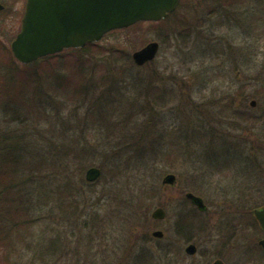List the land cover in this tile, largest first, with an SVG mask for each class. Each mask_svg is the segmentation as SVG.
I'll return each instance as SVG.
<instances>
[{"label": "rangeland", "instance_id": "rangeland-1", "mask_svg": "<svg viewBox=\"0 0 264 264\" xmlns=\"http://www.w3.org/2000/svg\"><path fill=\"white\" fill-rule=\"evenodd\" d=\"M1 1L7 8L0 13V133L32 132L31 146L42 157L51 141L76 140L88 151L82 173L83 163H73L63 173L53 169L36 178L45 192L35 182V193L24 189L27 206L40 202L33 212L50 226L35 227L29 237L46 236L53 244L49 263L212 264L221 258L226 264H264V233L252 221V210L264 204V0H186L163 22L105 35L99 41L104 55L95 59L97 71L111 70L108 81L116 84V99L101 102L108 120L87 119L85 103L48 92L42 83L32 87L31 108L20 104V112H7L14 103L9 98L23 85L16 87L13 74L31 66L11 50L26 0ZM150 41L160 44L157 56L136 65L133 52ZM240 112L260 121H246ZM145 148L149 155L137 153ZM92 166L102 173L88 182ZM169 173L177 177L173 185L162 182ZM190 191L206 207L196 208L195 232L185 239L175 221L192 209L185 197ZM65 200H75L68 214L60 207ZM158 206L167 212L164 219L152 218ZM159 229L162 238L153 235ZM191 243L195 253L186 251ZM142 248L150 257L144 263ZM35 256L23 247L0 246V264H44Z\"/></svg>", "mask_w": 264, "mask_h": 264}, {"label": "trees", "instance_id": "trees-1", "mask_svg": "<svg viewBox=\"0 0 264 264\" xmlns=\"http://www.w3.org/2000/svg\"><path fill=\"white\" fill-rule=\"evenodd\" d=\"M233 1L236 4L242 0ZM109 51H111L110 55L112 56H116L118 52L117 49ZM97 55H104L102 54V46L99 42L89 43L79 49H68L27 64L26 66L31 67L25 70V73L22 75L13 74L14 79L17 80L16 87L18 84L23 85L14 91L15 93L11 96L13 100L9 98V102L14 101V103L7 104V112H20L19 107L22 108L21 105H28L31 108L30 94L34 90L32 87H37L42 83L46 86V91L48 92L62 95L71 102L85 103L87 108L85 117L87 119L94 120L95 118H101L108 120L109 117L105 116L106 110H102L100 107L102 101L107 102V99L111 101L116 99L111 98L114 93L112 84L115 83L110 84L111 82L108 81V78L112 75L111 70L105 69L103 73L97 71L98 63L96 62L97 59H95ZM107 57L109 58V56ZM97 87L101 89L100 92L102 94L100 93L99 97L94 98L93 94ZM107 91L109 92L108 96L106 95ZM156 94L159 99H163L161 93ZM29 107H24V110L26 112L29 111ZM99 113L102 115H99ZM238 115L242 116L246 121L251 120L254 122L260 121L259 117H261L245 112H240ZM31 135H33L32 132L28 133L14 129L0 133V246H3V248L23 247L32 251L37 256V259L43 261L44 264H50L49 259H53L55 252L53 244L47 240L46 236L36 241L29 239L30 236L34 235L35 227L44 225L46 228L50 226L46 224L41 212L38 214L33 212V210L41 209L38 205L40 202L31 206V208L27 206L23 200L24 189L29 194L35 193L33 189L35 182L41 191L45 192L42 190L41 184H38L36 178L40 174H44L45 171L50 170L52 172L53 169L63 173L64 168H68L73 163H76L77 167L80 162L83 163L81 164V168L79 166L82 173V167L85 165L84 160L86 159L84 155L85 152L87 155L88 151L85 150V147H81L76 140L71 141L73 143L62 141L59 144H54L51 141L53 139L49 138L51 143L48 148V154L43 153V157L38 156L39 150L33 149V146H31L32 143H35V138L31 137ZM43 136L39 135L44 141ZM128 144L129 142L125 145ZM143 151L145 152L144 155L150 154L147 148L137 153H141V156H143ZM178 154L181 153L178 152ZM79 178L83 180L82 176ZM64 186L65 188H71L70 184ZM40 197L39 200H43V197ZM61 197L63 198V196ZM72 202H75V200L70 202L65 200L60 203V207L63 212L65 211V214H68L66 212H69L68 207ZM187 202L192 205V209L182 212L176 218L175 231L179 236L190 239L195 232L198 211L197 207L190 200H187ZM252 219L257 223L253 215ZM164 252H167V249ZM139 256L143 263L150 259L145 248H142Z\"/></svg>", "mask_w": 264, "mask_h": 264}, {"label": "water", "instance_id": "water-1", "mask_svg": "<svg viewBox=\"0 0 264 264\" xmlns=\"http://www.w3.org/2000/svg\"><path fill=\"white\" fill-rule=\"evenodd\" d=\"M181 0H27L22 19V28L12 42V51L16 58L25 64L42 57L62 52L69 48H83L88 43L101 40L108 32L128 28L140 21H159L172 13ZM0 1V11L4 9ZM160 44L151 41L132 54L137 65H144L155 59ZM252 106L257 105L254 99ZM102 171L97 166L87 169L85 177L89 182L96 181ZM176 175L167 174L163 183L173 185ZM199 208L205 203L193 192L186 194ZM264 229V207L254 211ZM166 210L159 206L152 212L157 220L164 219ZM155 237L162 238L164 232L155 230ZM264 248V239L260 240ZM189 253H195L193 243L186 247ZM212 264H226L221 258Z\"/></svg>", "mask_w": 264, "mask_h": 264}, {"label": "flooded vegetation", "instance_id": "flooded-vegetation-1", "mask_svg": "<svg viewBox=\"0 0 264 264\" xmlns=\"http://www.w3.org/2000/svg\"><path fill=\"white\" fill-rule=\"evenodd\" d=\"M5 9H6V7H5ZM5 9L3 10V11H1L0 13H2V12H4L5 11ZM20 28H21V26H20ZM264 207V204H261V205H258V206H256L253 210H252V215H253V213H254V211L256 210V209H258V208H263ZM254 216V215H253ZM254 218H255V216H254ZM256 219V218H255ZM252 221H253V219H252ZM254 222V221H253ZM256 222L257 223H255L254 222V224L255 225H257V226H259V228L261 229V231H262V233H264V230L262 229V227H261V225H260V223L257 221V219H256ZM264 238V236L261 238V239H263ZM260 241V240H259ZM260 245V244H259ZM261 246V245H260ZM261 248L264 250V248L261 246Z\"/></svg>", "mask_w": 264, "mask_h": 264}]
</instances>
